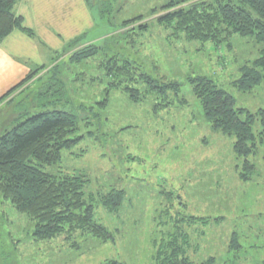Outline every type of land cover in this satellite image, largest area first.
Here are the masks:
<instances>
[{
    "label": "rangeland",
    "instance_id": "1",
    "mask_svg": "<svg viewBox=\"0 0 264 264\" xmlns=\"http://www.w3.org/2000/svg\"><path fill=\"white\" fill-rule=\"evenodd\" d=\"M86 1L92 30L67 42L47 65L30 72L26 84L0 97V137L24 108L70 114L76 120L70 136L75 144L44 170L81 176L85 194L97 199L118 193L114 212L100 204L94 210V221L112 237L102 242L65 229L50 239H34V223L0 194V264H156L161 245L173 238L192 264L209 259L260 264L262 149L249 158L254 171L246 179L244 161L233 152L234 138L211 129L190 82L208 78L233 96L237 108L252 115L264 110V82L248 92L234 85L264 43L233 35L214 46L157 21L187 5L181 0ZM196 1L203 0L189 3ZM171 2L177 6L170 8ZM89 47L96 49L94 56L71 60ZM124 62L140 68L156 87L173 89L161 93L140 83L131 93L116 86L118 79L109 74ZM41 89L50 97H36ZM261 128L255 121L253 132ZM178 232L187 238L181 240ZM233 234L241 245L236 250L229 249Z\"/></svg>",
    "mask_w": 264,
    "mask_h": 264
},
{
    "label": "trees",
    "instance_id": "2",
    "mask_svg": "<svg viewBox=\"0 0 264 264\" xmlns=\"http://www.w3.org/2000/svg\"><path fill=\"white\" fill-rule=\"evenodd\" d=\"M19 1L0 0V43L18 29L35 38L32 31L22 28L21 18L15 15V6ZM190 1L181 0L179 4H187L184 7H176L171 2L170 8L176 9L157 21L191 40L210 42L214 46L227 42L233 35L254 38L257 42L264 43V0H203L189 3ZM88 6L91 9L89 4ZM96 53L95 48H83L71 60L78 63ZM32 73L8 93H13L26 84L32 78ZM240 73L234 85L241 92H248L264 82V46L259 50L257 58L242 66ZM109 75L113 76L112 79H118L116 86L131 93L133 90L137 91L135 87L140 83L148 88L158 89L161 93L173 89L166 85L156 87L157 84H152L151 77L129 62H124L122 68ZM190 85L211 129L234 138L233 152L244 161L248 174L243 173L242 176L248 179L254 171L249 158L256 153L258 146L262 149L264 160V110L252 115L237 108L233 96L208 78L196 79ZM45 90L38 91L36 97L49 98L50 95H46ZM257 120L262 128L259 133H254L252 127ZM75 125L76 120L68 113L55 109L30 113L24 108L0 137V194L17 213L27 216L34 223V239H50L65 229L70 232H86L102 242L112 237L106 228L96 224L94 210L100 204L114 212L115 206L121 201L118 193L109 194L108 197L96 195L97 199L85 194V181L81 176H51L44 170L59 162L62 149L75 144L76 140L70 139L76 130ZM178 233L176 235L181 240L187 238ZM163 244L156 264H192L177 238L164 246ZM229 244V249L241 247L236 234H233ZM181 245L184 246L182 243ZM210 260L202 264H211ZM105 264L124 263L108 261ZM260 264H264V261Z\"/></svg>",
    "mask_w": 264,
    "mask_h": 264
},
{
    "label": "crops",
    "instance_id": "3",
    "mask_svg": "<svg viewBox=\"0 0 264 264\" xmlns=\"http://www.w3.org/2000/svg\"><path fill=\"white\" fill-rule=\"evenodd\" d=\"M15 15L35 38L18 29L0 43V97L47 65L67 42L93 28L85 0H20Z\"/></svg>",
    "mask_w": 264,
    "mask_h": 264
}]
</instances>
